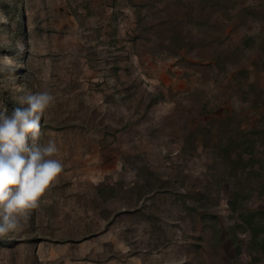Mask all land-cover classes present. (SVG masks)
<instances>
[{
    "label": "rangeland",
    "instance_id": "1",
    "mask_svg": "<svg viewBox=\"0 0 264 264\" xmlns=\"http://www.w3.org/2000/svg\"><path fill=\"white\" fill-rule=\"evenodd\" d=\"M38 91L63 171L0 264H264V0H0V111Z\"/></svg>",
    "mask_w": 264,
    "mask_h": 264
},
{
    "label": "clouds",
    "instance_id": "2",
    "mask_svg": "<svg viewBox=\"0 0 264 264\" xmlns=\"http://www.w3.org/2000/svg\"><path fill=\"white\" fill-rule=\"evenodd\" d=\"M54 102L49 91H38L0 111V236L22 226L63 171L57 142L39 139L43 113Z\"/></svg>",
    "mask_w": 264,
    "mask_h": 264
},
{
    "label": "trees",
    "instance_id": "3",
    "mask_svg": "<svg viewBox=\"0 0 264 264\" xmlns=\"http://www.w3.org/2000/svg\"><path fill=\"white\" fill-rule=\"evenodd\" d=\"M202 1V0H201ZM204 3L219 2L220 0H203ZM264 137V130L261 132ZM257 141L253 137H244L239 140H231L224 148L221 149V156L230 165L231 171H236L240 167L245 170L249 165H253L256 160ZM232 210L236 213L238 211L239 199H235L231 203ZM242 220L252 233V247L260 248L264 252V223L257 220L254 213H245L242 215ZM234 241L238 243L237 238ZM240 245H237V250ZM256 257V256H255Z\"/></svg>",
    "mask_w": 264,
    "mask_h": 264
}]
</instances>
